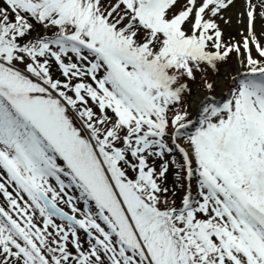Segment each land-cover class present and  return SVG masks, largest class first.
<instances>
[{"label":"snow or ice","instance_id":"6c2138e0","mask_svg":"<svg viewBox=\"0 0 264 264\" xmlns=\"http://www.w3.org/2000/svg\"><path fill=\"white\" fill-rule=\"evenodd\" d=\"M234 6L0 0V264H264V0L236 42ZM233 53L238 87L189 119L188 81Z\"/></svg>","mask_w":264,"mask_h":264},{"label":"rangeland","instance_id":"374dc122","mask_svg":"<svg viewBox=\"0 0 264 264\" xmlns=\"http://www.w3.org/2000/svg\"><path fill=\"white\" fill-rule=\"evenodd\" d=\"M244 19H245L246 24H247L246 17H244ZM242 31L246 35V28H244L243 30H239L238 32H235V31L229 32V35H224V39L225 40H232L233 42L241 41L242 40V36H241ZM256 31L258 33L264 32V21H262V23L256 27ZM43 34H46V33L42 29V33L40 35H43ZM226 63H228V64L226 66L222 67V70L219 73L220 75L213 77V83H214V86L216 87V89H213V86H212L211 90H209L206 87V84H201L200 86H199V84L195 85L194 92H193V94H191V99H190L191 108L188 110L189 117L192 116V119H193L194 115L197 113V111L201 108L202 101H205L207 98H214L215 99L216 96H219V95L221 96L222 93H221V89H220V82L222 80L228 82V87L231 86L230 92L235 90L236 87H238V81L240 78H242L245 69L239 64L238 57L236 56L235 53H233L231 55V57L227 60ZM198 91H201V93H204L203 94L204 97H203V99L201 98L200 103L196 107H194L193 103H192V99ZM228 94L230 95V93L224 92V94H222V96H226ZM183 110H185V109L183 108ZM166 159L171 160V157H166ZM176 159H177V161L182 163V158L180 157V155L178 153L176 154ZM130 175H131V173H130ZM181 179L182 180L180 182L182 185H184L183 187H181V190L183 189L182 192L184 194L186 192V186H187V182L184 179V173H181ZM192 191H193V194H195V192H196L195 180H193V182H192ZM66 210H68V209H66Z\"/></svg>","mask_w":264,"mask_h":264},{"label":"trees","instance_id":"16d2710c","mask_svg":"<svg viewBox=\"0 0 264 264\" xmlns=\"http://www.w3.org/2000/svg\"><path fill=\"white\" fill-rule=\"evenodd\" d=\"M42 33V28H37V30L35 32H33V36H43V35H40ZM50 35V33H48ZM228 63H220L218 65V68H219V71L218 72H213L211 69H208L206 71V73H200V72H197L196 73V78L194 81H188V84H189V88L191 89V93L190 94H185L184 96V99H183V105L181 106V110L186 109L187 112L188 110L191 108L190 106V99H191V94H193L194 92V87L195 85H198L199 86L201 84H207V83H211L213 84V89H216V87L214 86V83H213V77H216L218 75H220V71L222 70V67L226 66ZM53 72L54 74L58 75V71L56 68L53 69ZM190 119V117H188ZM178 163H180L179 161H177ZM150 163H155L156 167H157V170L159 171V165L161 163V161L159 159H156L155 161H150ZM178 169L173 166L171 163L169 164V172L166 174V181H165V187H168L169 189H174L175 190V196L172 195V192L170 191L169 194H168V198L169 200H175V205L176 207H180L181 206V203H182V198H183V193H182V190H181V178L180 179H177V173Z\"/></svg>","mask_w":264,"mask_h":264},{"label":"bare ground","instance_id":"6f19581e","mask_svg":"<svg viewBox=\"0 0 264 264\" xmlns=\"http://www.w3.org/2000/svg\"><path fill=\"white\" fill-rule=\"evenodd\" d=\"M244 10V0H235V6L231 7L226 13L225 16L227 18H230L231 22L229 24H224L221 21V27L224 31V35H229V32H238L239 30H243L244 28H246L247 24L245 19L243 18V22L238 23V13ZM262 21L261 20H257L256 23V27L261 24ZM220 89H221V93L223 94L225 93H230V89L231 86L228 87V82L227 81H221L220 82ZM204 93H201V91H198L193 99H192V103L193 106L196 107L199 103L201 98L203 99Z\"/></svg>","mask_w":264,"mask_h":264}]
</instances>
